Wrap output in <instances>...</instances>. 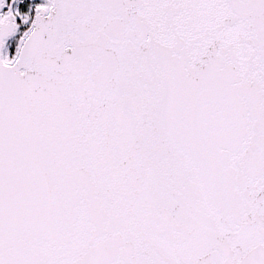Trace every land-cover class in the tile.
Returning a JSON list of instances; mask_svg holds the SVG:
<instances>
[{
    "label": "snow or ice",
    "instance_id": "obj_1",
    "mask_svg": "<svg viewBox=\"0 0 264 264\" xmlns=\"http://www.w3.org/2000/svg\"><path fill=\"white\" fill-rule=\"evenodd\" d=\"M0 264H264V0H0Z\"/></svg>",
    "mask_w": 264,
    "mask_h": 264
}]
</instances>
